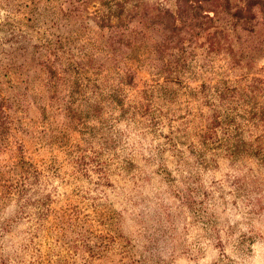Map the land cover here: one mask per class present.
Here are the masks:
<instances>
[{
    "label": "rangeland",
    "instance_id": "1",
    "mask_svg": "<svg viewBox=\"0 0 264 264\" xmlns=\"http://www.w3.org/2000/svg\"><path fill=\"white\" fill-rule=\"evenodd\" d=\"M176 1L0 0V264H264V12Z\"/></svg>",
    "mask_w": 264,
    "mask_h": 264
},
{
    "label": "trees",
    "instance_id": "2",
    "mask_svg": "<svg viewBox=\"0 0 264 264\" xmlns=\"http://www.w3.org/2000/svg\"><path fill=\"white\" fill-rule=\"evenodd\" d=\"M217 1H213L216 3ZM196 3V2H195ZM222 3V4H221ZM221 6L226 5L227 1L222 0ZM197 6V5H196ZM259 7L260 12H264V2L262 0H249L243 8L238 9L234 15H236L239 19L244 17L246 22H249L252 19H255V13L252 11L253 7ZM177 9L175 11L169 9L158 8L156 9L155 18H157V24H159L162 29L165 31L166 37L163 42L166 46H175L177 44V40H179V36L182 32L186 33L187 36L185 40L191 37L193 34H196L197 25H194L197 20L199 21V8L200 6L195 7L196 13L191 12L192 7H194L192 0H177L176 1ZM216 15L218 14L215 11ZM229 12V10H228ZM192 15V17H191ZM208 19V22H213V19L204 17ZM180 39L183 40L181 37Z\"/></svg>",
    "mask_w": 264,
    "mask_h": 264
}]
</instances>
